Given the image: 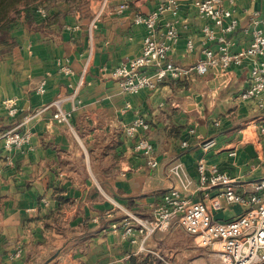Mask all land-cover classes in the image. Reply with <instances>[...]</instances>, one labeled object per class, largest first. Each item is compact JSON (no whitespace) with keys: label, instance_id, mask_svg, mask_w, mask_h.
I'll list each match as a JSON object with an SVG mask.
<instances>
[{"label":"crops","instance_id":"obj_1","mask_svg":"<svg viewBox=\"0 0 264 264\" xmlns=\"http://www.w3.org/2000/svg\"><path fill=\"white\" fill-rule=\"evenodd\" d=\"M121 1L87 3L79 11L59 2L44 8V16L34 9L30 21L22 12L10 24L16 43L0 53V264H161V253L171 264H191L193 244L184 229L156 232L139 251L123 235L126 214L151 215L174 185L175 162L192 181L188 195L203 199L205 192L195 188L203 154L247 190L264 176V152L257 155L256 137L250 141L243 131L252 123L255 132L261 111L255 101L237 97L248 86L250 60L188 81L166 79L155 90L124 92L109 73L141 51L146 29L132 18L164 0H129L113 12ZM194 1L178 0L176 12L160 20V30L166 21L175 24L179 38L168 59L183 66L202 58L204 46L215 47L202 33L208 20ZM223 1L238 19L230 34L237 51L250 42L251 12L264 14V0ZM6 98L16 99L15 115L3 105ZM56 100L71 112L70 126L54 118ZM138 116L150 124L155 168L124 135ZM13 128L27 130L28 143L7 148L2 136ZM209 137L216 144L203 153L200 143ZM241 210L235 203L215 216L227 219Z\"/></svg>","mask_w":264,"mask_h":264},{"label":"built area","instance_id":"obj_2","mask_svg":"<svg viewBox=\"0 0 264 264\" xmlns=\"http://www.w3.org/2000/svg\"><path fill=\"white\" fill-rule=\"evenodd\" d=\"M237 0H228L230 4ZM223 0H195L199 14L208 20L202 33L210 44L202 48L203 57L194 63L183 66L168 59V51L178 42V31L172 21H166L160 30V20L166 12H176L178 0H164L156 8L146 14L136 13L132 20L142 24L146 29L141 51L138 55L127 59L112 68L110 76L115 79L124 92H138L141 89L155 90L166 79L191 80L195 74H206L210 68L219 70L231 66H240L244 60H250L249 83L238 93L240 100H253L261 111L254 136L258 147L257 155L264 152V14L251 12V39L246 46L232 51L230 34L238 26V19L231 8L224 5ZM129 6V0H122L112 8L113 12H121ZM41 15H46L44 8H37ZM192 42L187 47L192 48ZM66 73L68 66L64 67ZM42 80L37 91H45ZM56 111L54 118L58 122L70 126V111L60 107V100L54 102ZM9 115L17 113L15 98L3 100ZM212 125L218 126L219 120ZM149 122L142 116L136 117L123 127L124 135L134 139L133 149L139 152L146 163L155 168L158 160L155 146L147 137ZM189 134L195 129L190 128ZM7 148L21 147L28 143L30 133L27 130L9 129L3 133ZM216 144L215 137H209L200 143L203 153L208 152ZM187 147L188 141L181 142ZM235 154V149L230 152ZM197 183L195 188L204 191L203 199H193L188 195L192 185L182 162L171 166L175 177L174 185L165 191L148 217L126 214L122 221L123 235L138 243L139 251L147 250L148 239L156 232L169 230L178 225L185 232L195 236L202 246L217 244L219 256L224 264H264V176L252 183L250 190L236 183L233 177L215 164H207L203 154L197 161ZM243 188L241 191L238 189ZM215 191L212 195L210 192ZM238 203L242 210L227 219L215 216L216 212ZM113 204L117 203L113 200ZM19 252H17L18 255Z\"/></svg>","mask_w":264,"mask_h":264},{"label":"rangeland","instance_id":"obj_3","mask_svg":"<svg viewBox=\"0 0 264 264\" xmlns=\"http://www.w3.org/2000/svg\"><path fill=\"white\" fill-rule=\"evenodd\" d=\"M103 0H21L16 5L11 6L8 10L7 16L8 19H12L11 23L19 19V16L24 13L25 8L37 9V8H50L55 6L57 3L62 2L66 3L74 10H80L84 8L87 3H94L97 2L102 3ZM7 19V20H8ZM10 23V24H11ZM252 128V123H247L243 125V131L245 130V135L247 139L252 141L254 138V130ZM249 137V138H248ZM258 147V146H257ZM255 146V148H257ZM187 233V232H186ZM191 237L190 243L193 244L190 248L193 250L194 255L192 256V263L191 264H224L222 259L219 256V252L217 250V244L213 246H202L197 241L194 235L189 234ZM161 264H171L164 254L161 253Z\"/></svg>","mask_w":264,"mask_h":264},{"label":"trees","instance_id":"obj_4","mask_svg":"<svg viewBox=\"0 0 264 264\" xmlns=\"http://www.w3.org/2000/svg\"><path fill=\"white\" fill-rule=\"evenodd\" d=\"M21 0H0V53H4L15 45L16 41L10 32V23L8 19V10ZM33 9L25 8L24 16L27 21L31 20ZM8 19V20H7Z\"/></svg>","mask_w":264,"mask_h":264}]
</instances>
